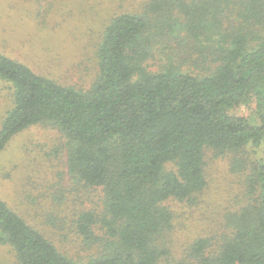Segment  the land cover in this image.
<instances>
[{
  "label": "trees",
  "instance_id": "obj_1",
  "mask_svg": "<svg viewBox=\"0 0 264 264\" xmlns=\"http://www.w3.org/2000/svg\"><path fill=\"white\" fill-rule=\"evenodd\" d=\"M174 42L194 56L150 71L156 49L166 54ZM96 58V78L81 90L0 54V80L12 91L0 152L25 129L54 125L72 179L103 190L102 214L81 212L75 224L91 243L100 224L104 253L70 259L1 198L0 244L18 264H159L167 254L159 241L174 218L167 203L192 202L205 190L207 152L235 155L250 145L261 156L250 167L248 204L216 251L198 238L191 252L199 264H264V0H148L110 20ZM251 103L255 117L234 113ZM245 163L236 159L233 168Z\"/></svg>",
  "mask_w": 264,
  "mask_h": 264
},
{
  "label": "rangeland",
  "instance_id": "obj_2",
  "mask_svg": "<svg viewBox=\"0 0 264 264\" xmlns=\"http://www.w3.org/2000/svg\"><path fill=\"white\" fill-rule=\"evenodd\" d=\"M148 0H0V54L22 62L35 72L86 90L97 75L96 51L106 25L123 12L140 11ZM44 20V21H43ZM184 45L188 46L186 41ZM149 60L156 72L167 63L183 62L194 52L172 43ZM174 52L173 54L171 52ZM168 53L173 55L168 60ZM190 72L197 68L184 64ZM9 85L0 80V126L12 108ZM234 113L250 118L255 103L238 106ZM66 140L52 124L31 126L13 137L0 152V198L27 224L39 230L72 260L86 262L104 253L106 236L100 224L93 227L94 243L76 232L78 214L92 211L100 216L103 190L75 182L68 173ZM261 153L250 145L235 155L215 157L207 152V186L192 202L169 201L174 218L160 246L167 252L159 264H199L191 252L196 239H210L216 251L220 239L232 228L231 217L245 207L250 167ZM245 159V169L233 161ZM0 264H18L8 245L0 244Z\"/></svg>",
  "mask_w": 264,
  "mask_h": 264
}]
</instances>
